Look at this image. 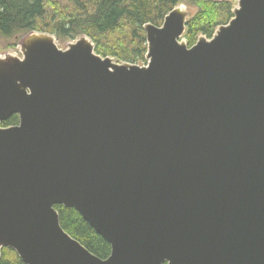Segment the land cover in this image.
<instances>
[{"label":"water","instance_id":"1","mask_svg":"<svg viewBox=\"0 0 264 264\" xmlns=\"http://www.w3.org/2000/svg\"><path fill=\"white\" fill-rule=\"evenodd\" d=\"M224 1V0H223ZM211 38L179 4L143 26L147 64L80 35L0 52V255L24 264H264V0ZM75 210L100 259L60 226Z\"/></svg>","mask_w":264,"mask_h":264},{"label":"trees","instance_id":"2","mask_svg":"<svg viewBox=\"0 0 264 264\" xmlns=\"http://www.w3.org/2000/svg\"><path fill=\"white\" fill-rule=\"evenodd\" d=\"M72 1L82 14L73 15L53 0H0V48H13L14 39L32 31H46L60 38L86 35L94 43L98 55L138 62L147 51L143 26L147 23L161 26L164 17L181 4V0H87L92 8L89 12L81 0ZM186 2L193 7L183 36L188 47L193 46L200 35L211 38L219 26L226 25L233 18L230 0ZM46 8H51L56 17L53 27L40 25ZM17 124L18 116L11 115L0 127ZM54 209L58 212L60 226L67 234L98 258L109 256L108 243L75 210L62 206ZM0 264L24 263L13 250L3 249Z\"/></svg>","mask_w":264,"mask_h":264},{"label":"rangeland","instance_id":"3","mask_svg":"<svg viewBox=\"0 0 264 264\" xmlns=\"http://www.w3.org/2000/svg\"><path fill=\"white\" fill-rule=\"evenodd\" d=\"M53 1L58 2L59 6L63 7V9H66L67 12L73 13V15H80V14H82L81 13V10L79 9V7L76 6V4L72 0H53ZM186 1L187 0H181V4L185 5L189 10L191 8H193V7L189 6V5H187V2ZM231 2H232V7L234 9L237 6V3L234 0L231 1ZM81 4L89 12L92 11L91 5L89 4V2L87 0H81ZM192 13H193V11H192ZM55 22H56V17L54 16L51 8H46L44 14L42 15V17L40 19V25H43L44 27H53V25H54ZM42 32L50 34L49 32H46V31H42ZM51 35H54L56 37V40L58 42V47L60 49H64V44L66 42H73L78 37V36H74V37L69 36V37H66V38H60V37H58L54 33H52ZM21 38L19 37V38L13 40V44H14V47L13 48H4V47L1 46L0 52H2V53L9 52V53H11L13 55H17L18 57H21V54L19 53V50H18V43L21 40ZM144 38H145V34H144ZM145 43H146V40H145ZM146 50H147V46H146ZM117 61L118 62H122V60H120V61L117 60ZM129 63L138 64V65H140V63H142V64L145 65L147 63V61L145 60V55H144L143 58L140 59L138 62H129Z\"/></svg>","mask_w":264,"mask_h":264}]
</instances>
